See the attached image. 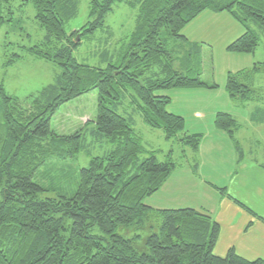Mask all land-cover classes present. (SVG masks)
Returning a JSON list of instances; mask_svg holds the SVG:
<instances>
[{
    "label": "trees",
    "instance_id": "16d2710c",
    "mask_svg": "<svg viewBox=\"0 0 264 264\" xmlns=\"http://www.w3.org/2000/svg\"><path fill=\"white\" fill-rule=\"evenodd\" d=\"M12 2L0 0V26L26 25L21 20H28L26 15L13 18ZM19 2L22 7L32 4L34 16L28 21H35L45 33L41 42L24 50L61 71L55 83L23 98L7 94L4 80L0 81V264H264L262 259L245 260L234 249L224 257L214 255L220 228L208 211L157 210L145 205L146 198L165 185L175 166L170 158L164 163L154 156L141 161L143 147L133 133L131 118L118 113L122 91L128 89L145 125L162 129L167 140L196 149L200 135L188 134L185 120L166 111L170 98L155 95V91L219 88L199 79L203 43L191 42L182 33L204 12L227 13L244 33L226 51L254 60L250 70L228 74L225 89L230 98L258 100V90L247 82L264 74V59L255 61L260 36L250 25L264 35V0H89L88 17L96 18L70 33L65 26L78 18L79 0ZM119 5L136 10L137 16L117 61L101 53L105 67L79 63L73 53ZM20 58L13 53L3 67L9 69ZM192 61L196 78L189 67ZM148 72L155 77L145 78L142 85L139 79ZM92 91L97 93L95 117L71 135L55 133L51 118L58 109ZM213 125L231 138L237 127L235 119L223 112L216 114ZM87 136L113 145L111 151L92 158L87 168L75 170L68 193L45 197L52 185L45 188L39 183L40 172L73 161L85 147ZM236 151L242 150L238 147ZM245 210L264 225V219ZM152 216L160 219L159 230L148 238L147 252L138 254L133 242L116 230ZM95 227L107 239L91 235Z\"/></svg>",
    "mask_w": 264,
    "mask_h": 264
},
{
    "label": "rangeland",
    "instance_id": "374dc122",
    "mask_svg": "<svg viewBox=\"0 0 264 264\" xmlns=\"http://www.w3.org/2000/svg\"><path fill=\"white\" fill-rule=\"evenodd\" d=\"M88 3L89 0H79L78 18L65 26L67 33L78 30L88 20L96 18V15L88 17ZM20 5L19 0H13L11 3L13 18L26 15L31 19L34 16L32 4L29 2L23 7ZM5 7V10L9 11L8 6ZM136 16V10L124 5L116 6L113 13L105 16L103 26L93 35L82 40L73 53V57L82 64L89 66L99 64L101 66L98 67H105L106 62L101 61L100 54L108 53L111 62L115 63L124 38L130 35L135 28ZM21 20L26 25L5 23L0 26V81L4 80L7 94L23 98L55 83L56 76L60 74L61 70L53 64L36 60L27 54L24 49L41 42L45 33L35 21ZM219 20H227V22H212ZM250 26L260 36V43L254 55L255 61L259 62L260 59H264L262 47L264 35L260 34V30L255 25L251 24ZM242 33H244L242 27L230 19L227 13L204 12L184 29L182 35L187 36L192 40L191 42H194V39L198 37L199 41L203 43L201 45L204 50V66L199 79L201 82L210 86L217 85L219 88L188 87L155 91V95L170 98V104L166 111L182 117L185 120L186 131H190L191 134L200 132L201 142L196 149H191L175 139L167 140L162 129L145 125L141 120V113L137 107L138 102L135 101L133 93L128 89L122 91L123 104L119 106L118 113L125 118H131L133 133L143 147L140 160L154 156L158 163H164L170 158L175 166L165 185L158 192L146 198L145 205L157 210L193 208L208 211L215 221L220 199H227V195L224 194H228L231 188V191L238 195L234 172L240 160L253 158L257 159L259 163H264V146L253 143L247 138L251 131L250 120L255 119L254 125L257 127L264 125V74L255 75V79L253 78L250 82L247 80L250 86L252 85L258 90L260 94L258 100L239 101L230 98L225 89L228 74L237 75L252 67L249 56L226 51V47L238 39ZM13 53H17L21 58L9 69L4 68L3 63ZM189 67L193 70L194 75L196 72L195 62L192 61ZM151 73L148 72L139 79L142 85H144L145 78L150 75L155 77ZM245 77L244 73L241 79L244 80ZM194 78H196L195 75ZM253 80L255 81L253 82ZM96 98L97 93L92 91L62 105L51 118V129L58 135H71L81 129L86 122H89L93 116L95 117ZM219 112L230 114L235 119L237 127L232 138L225 132L215 131L213 118ZM239 137L245 139L242 141L241 152L236 151L234 140ZM262 137L264 138V129L261 133ZM86 138L85 147L73 161L63 162L64 166L56 164L57 166L40 172L39 183L46 186L45 188L52 185V189H48V192L44 194L45 197L54 198L68 193L67 191L73 187L74 171L87 168L92 158L102 157L112 149L113 145L93 141L92 136ZM224 140H227L228 143ZM246 141L248 142L246 143ZM250 152L252 154H249ZM237 159L239 161L233 163ZM247 203L257 211L253 203L249 201ZM67 223L70 225V221ZM159 226L160 219L152 216L150 219L144 218L141 223L136 222L127 227H119L116 234L125 240L132 241L135 251L142 254L147 252V240L152 234L158 232ZM224 229L220 230L218 242L222 237H227ZM90 234L107 239L97 227L91 230ZM102 243L106 244L103 241Z\"/></svg>",
    "mask_w": 264,
    "mask_h": 264
},
{
    "label": "crops",
    "instance_id": "0c3cea01",
    "mask_svg": "<svg viewBox=\"0 0 264 264\" xmlns=\"http://www.w3.org/2000/svg\"><path fill=\"white\" fill-rule=\"evenodd\" d=\"M220 21L227 22V20L212 22L218 23ZM185 37L187 38V36ZM187 39L189 41H192L189 38ZM194 40V42H201L199 41L198 37H196ZM244 60H247V58H244ZM250 60L253 63L254 59L250 57ZM252 63H250V65H252ZM202 119L204 120V118H201V120ZM254 122L255 119L250 120L249 122V124L251 125V131L250 136H248L247 138H249V141L252 140L253 143H258L259 145L264 146V138H261V133L264 129V125L261 127H257L254 125ZM187 133L191 134L190 131H187ZM244 140L245 139H241L240 137L238 139H235L236 148L243 147L242 141ZM224 141L228 143L227 140ZM247 142L248 141H246V143ZM257 148L259 149V147ZM249 154H252V152H250ZM238 161L239 159L235 160L233 163H237ZM234 176V182L236 183V192L238 195H235L231 191V188L229 189V193L226 197L227 199H220V202L218 204V206H220L218 209L217 217L215 219V222L218 225L220 224V230L221 228H225L224 230L227 233V237H222L220 242H218L219 240L217 241L213 253L218 257H224L230 249H234L236 254L245 260H264V225L261 222L254 220L249 212L245 210L248 209L253 214H258V217L264 219V163H259L257 159L253 158H244L243 160H240L238 166H236ZM235 201L242 204L245 209L238 207L235 204ZM248 201L256 206L257 211H255L253 207L247 203ZM252 221L254 222L253 225L248 228V224Z\"/></svg>",
    "mask_w": 264,
    "mask_h": 264
},
{
    "label": "water",
    "instance_id": "95a60500",
    "mask_svg": "<svg viewBox=\"0 0 264 264\" xmlns=\"http://www.w3.org/2000/svg\"><path fill=\"white\" fill-rule=\"evenodd\" d=\"M76 40H78V38Z\"/></svg>",
    "mask_w": 264,
    "mask_h": 264
}]
</instances>
